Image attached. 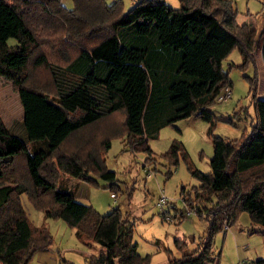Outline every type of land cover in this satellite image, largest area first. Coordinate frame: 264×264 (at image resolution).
<instances>
[{
	"label": "trees",
	"instance_id": "trees-1",
	"mask_svg": "<svg viewBox=\"0 0 264 264\" xmlns=\"http://www.w3.org/2000/svg\"><path fill=\"white\" fill-rule=\"evenodd\" d=\"M72 2L66 8L61 0H0V77L18 94L24 130L20 138L0 115V264H28L52 243L46 226L31 223L21 194L98 245L88 264H152L150 253L138 252L134 224L120 207L99 213L78 201L76 181L66 185L61 175L101 178L116 196L115 172L104 157L109 135L123 134L124 145L145 153L144 164L155 163L148 141L162 127L189 116L212 121L211 105L232 86L222 62L234 48L239 67L252 68L244 75L250 129L239 139L213 136L209 173L189 163L180 141L162 154L168 164L179 155L187 160L199 183L191 191L181 186L180 195L206 221L194 248L174 238L180 255H169L167 264H218L214 235L243 211L258 226L250 231L264 236V96L258 97L255 58L260 49L264 61V28L238 23L234 0H179V7L137 0L126 11L122 0Z\"/></svg>",
	"mask_w": 264,
	"mask_h": 264
},
{
	"label": "rangeland",
	"instance_id": "rangeland-1",
	"mask_svg": "<svg viewBox=\"0 0 264 264\" xmlns=\"http://www.w3.org/2000/svg\"><path fill=\"white\" fill-rule=\"evenodd\" d=\"M108 4L113 0H105ZM137 0H122L123 11L128 10ZM171 7H179V0H163ZM66 8L73 6L72 0H61ZM238 23L251 22L260 29L264 23V0H234ZM262 29V28H261ZM260 29V30H261ZM9 45L16 43L12 37ZM241 56L234 48L223 60V69L228 71L232 81L231 97L224 101H215L211 105L212 121L189 116L162 127L157 136L149 139L155 163L146 165L144 152H135L123 143V134L113 127L109 135L111 145L104 153L108 169L115 172L119 190L115 198L110 196L105 180L95 177L96 182L72 179L61 175V181L73 185L75 198L91 204L99 213H108L113 207H120L126 218L133 222V241L137 243L140 254L150 253L152 264H167L169 255L178 257L179 250L174 238H185L188 248L195 247L197 239L204 233L206 221L194 213L186 214L180 188L191 191L199 182L189 172L187 160L179 155L177 164H168L162 154L169 148L172 140L182 143L188 161L204 173L211 172L209 159L212 155L213 136L239 139L250 129L253 106L248 94L249 83L244 76L252 75V68H240ZM233 64V66H232ZM41 71V70H37ZM0 115L9 130L24 138L23 110L17 92L10 82L0 77ZM170 171V172H168ZM128 192L131 194L128 195ZM129 196V197H128ZM160 199L165 201L160 204ZM22 206L35 226L44 225L52 234V243L47 250L34 253L28 264H88L87 258L98 252L96 243H86L78 237L75 228L60 218H51L43 210L35 208L21 194ZM175 208L183 212L180 218ZM173 215V217H172ZM250 222L247 212L239 214L237 221L225 232L214 235V247L218 255V264H242L243 260L257 264L264 259V236ZM194 237V242L190 240ZM264 264V263H263Z\"/></svg>",
	"mask_w": 264,
	"mask_h": 264
},
{
	"label": "crops",
	"instance_id": "crops-1",
	"mask_svg": "<svg viewBox=\"0 0 264 264\" xmlns=\"http://www.w3.org/2000/svg\"><path fill=\"white\" fill-rule=\"evenodd\" d=\"M246 23H248L252 27H254L251 24V22H246ZM263 25H264V23H263ZM254 28L258 32V31H260L261 28L263 29L264 26L261 27L260 29H256V27H254ZM227 57H228V55H227ZM227 57L225 59H227ZM255 58H256V64H257V70H258V81H259L258 82V90L257 91H258V97L260 98V97H263L264 96V61L262 59V55H261V50L260 49H256L255 50ZM222 66H223V64H222ZM231 92H232V86H231Z\"/></svg>",
	"mask_w": 264,
	"mask_h": 264
},
{
	"label": "built area",
	"instance_id": "built-area-1",
	"mask_svg": "<svg viewBox=\"0 0 264 264\" xmlns=\"http://www.w3.org/2000/svg\"><path fill=\"white\" fill-rule=\"evenodd\" d=\"M231 96V87L229 85H225L222 90L219 92V94L216 97V101H224L226 99H228ZM111 197H115V195L113 193H110ZM160 204H162V202H164V199H160ZM188 210L186 211V214H190V213H194V211L190 208H187ZM242 264H253V262L250 261H246L243 260Z\"/></svg>",
	"mask_w": 264,
	"mask_h": 264
}]
</instances>
